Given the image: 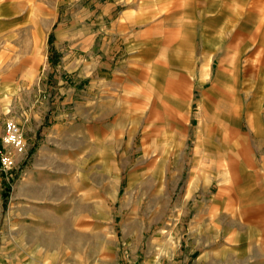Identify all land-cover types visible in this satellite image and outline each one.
Here are the masks:
<instances>
[{"label": "rangeland", "instance_id": "1", "mask_svg": "<svg viewBox=\"0 0 264 264\" xmlns=\"http://www.w3.org/2000/svg\"><path fill=\"white\" fill-rule=\"evenodd\" d=\"M9 120L26 150L0 171V264H147L156 240L195 264L211 197L261 195L264 0H0V140Z\"/></svg>", "mask_w": 264, "mask_h": 264}, {"label": "crops", "instance_id": "2", "mask_svg": "<svg viewBox=\"0 0 264 264\" xmlns=\"http://www.w3.org/2000/svg\"><path fill=\"white\" fill-rule=\"evenodd\" d=\"M127 41L129 44L131 38H129ZM104 85H106V83H104ZM88 129L87 140L91 142V125H89ZM92 140H95V137H93ZM46 143L48 145L51 144L50 142ZM40 154L41 151H39L38 156ZM37 160L39 162L40 158H35V161L31 165L32 169L30 173L25 174L23 178L27 189L35 188V186L32 184L34 177L30 174H33L37 171ZM249 189H251L253 192H255L257 189L260 190V197L254 196L246 198L245 200L248 199V203L245 204L244 202V205L236 207L228 206V202H226L225 205L220 206L218 200L219 197H211L210 210L213 214L210 215L215 216L214 220H211V222L213 221V225L212 227L211 225L208 227L204 224H201L200 227L196 226L195 232L194 227L189 228L190 234L186 236V252L188 253L186 255V252L184 253L185 258L183 262L187 263L191 260V262L195 264H214L217 262L229 261V256L234 257L237 255L240 257L247 254L248 262L252 260V258H256L259 262L264 263V179L258 180L256 184ZM26 192L28 193H21V195L24 194L25 196L22 195L20 198L24 199L26 206H30L35 196L30 193L33 191ZM37 204V202H34L30 207L36 206ZM61 213L63 214L66 212L62 211L61 208ZM225 214L228 218L220 217ZM225 219H228V221L231 222L229 223L227 221V223H225ZM201 232L211 234L208 236L212 244H210V247L206 252H203V250L197 245V243L199 245L201 243L200 240H198L202 236ZM165 241L167 242V240H164L163 243H165ZM168 241L170 242V240ZM156 243H158L157 240L154 241V244L151 248L150 255L147 258V264H175L176 251L170 253V256H168V252L165 250V248ZM256 247L258 248V256L250 258L251 255L256 253ZM84 255L85 254H83L82 257L85 262ZM106 258V250L103 249L98 259L102 262H105ZM86 259H88L87 262L90 263V258Z\"/></svg>", "mask_w": 264, "mask_h": 264}, {"label": "built area", "instance_id": "3", "mask_svg": "<svg viewBox=\"0 0 264 264\" xmlns=\"http://www.w3.org/2000/svg\"><path fill=\"white\" fill-rule=\"evenodd\" d=\"M26 141L21 127L7 121L0 140V171L9 173L17 166V156L25 153Z\"/></svg>", "mask_w": 264, "mask_h": 264}]
</instances>
